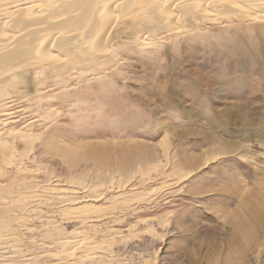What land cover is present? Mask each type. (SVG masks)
Listing matches in <instances>:
<instances>
[{
    "label": "rangeland",
    "instance_id": "1",
    "mask_svg": "<svg viewBox=\"0 0 264 264\" xmlns=\"http://www.w3.org/2000/svg\"><path fill=\"white\" fill-rule=\"evenodd\" d=\"M121 1L0 71V264H264V6ZM60 4L0 0V44Z\"/></svg>",
    "mask_w": 264,
    "mask_h": 264
},
{
    "label": "bare ground",
    "instance_id": "2",
    "mask_svg": "<svg viewBox=\"0 0 264 264\" xmlns=\"http://www.w3.org/2000/svg\"><path fill=\"white\" fill-rule=\"evenodd\" d=\"M3 1V0H1ZM59 1V3H61V7L60 8H54L53 9V16H55L54 18L57 19V21H54L55 23L51 24L49 21L45 20L46 22H48V25L51 29V31L53 30L54 32H56V34L52 37V35H48V36H39L40 32H36L34 27V32L33 31H29L30 33L28 35L21 36V38H18L17 41H14L13 43H3L0 44V71L4 70V68L6 67H16L19 66L21 63H24L28 60L34 59L35 58H39L41 56L44 55H49V57L51 58H55L54 55L52 54L53 52H51L52 48H58L56 50L59 49H65L68 46L73 45V39L68 38V37H63L64 34L62 35V33H70V30H75L76 32H78L77 30L81 29V31H84V26H90L89 31H87V37H93L96 34L99 35V31L101 32L102 29L105 30L106 25L108 24V22H111V19H113V11L112 9L114 8H120V3L118 4H114L116 2H120L121 0H106V4L104 5H100L99 0H57ZM196 1V3L192 4L190 3V5L184 4L183 7H191L192 5L195 7H201L202 3H208V1H204V0H194ZM204 1V2H203ZM220 1V0H218ZM224 1V0H222ZM228 2V4H233V0H225ZM242 3L244 2L245 4L247 3L248 5H253L255 8H261L264 6V0H241ZM45 2V1H44ZM160 2V1H159ZM157 1L154 0H124L121 1V4L123 5V7H125V9L130 10L131 8H133L135 6L136 3H147L149 6H151L150 8H152V13L153 16H155V18L157 20H163V19H167V21L170 20L171 18V12H172V8L170 10L169 7L165 6V3H159ZM182 2V1H181ZM103 3V2H102ZM169 3V2H167ZM166 3V4H167ZM218 3V2H217ZM138 4V5H139ZM246 4V5H247ZM119 7H118V6ZM137 5V6H138ZM147 5V6H148ZM172 4L168 5L171 6ZM213 5V4H212ZM234 5V4H233ZM28 6V5H27ZM117 6V7H116ZM148 6V7H149ZM57 7V6H56ZM203 7V6H202ZM149 8V9H150ZM169 8V9H168ZM120 10H122L120 8ZM133 10V9H132ZM201 10V9H200ZM128 12V11H127ZM150 12V10H149ZM211 12V11H210ZM13 13V15H11ZM16 13V11H15ZM9 14L11 16L14 17V11L9 12ZM25 14V12L22 10L19 13V16L17 14V19L15 20L17 26H19L22 30H27L30 28V30H32V26H35L37 24H40L42 22H44L43 20H37V19H26L23 17V15ZM27 14V13H26ZM151 14V13H150ZM174 14V13H173ZM9 15V16H10ZM21 15V16H20ZM43 15V13H42ZM199 15V14H198ZM16 16V14H15ZM150 16V15H149ZM152 16V15H151ZM26 17V16H25ZM12 18V17H11ZM172 19V18H171ZM171 25V24H170ZM16 26V27H17ZM39 26V25H38ZM86 26V27H87ZM110 26V25H109ZM171 27V26H170ZM172 28V27H171ZM16 29V28H15ZM20 29V30H21ZM40 29V28H39ZM37 29V31L39 30ZM49 29V30H50ZM110 29V28H109ZM18 30V29H17ZM21 30V32H22ZM41 30V29H40ZM108 30V29H107ZM52 31V32H53ZM106 31V30H105ZM110 31V30H109ZM106 31V32H109ZM5 32V31H4ZM25 32V31H24ZM116 32V31H115ZM73 33V32H71ZM82 33V32H81ZM80 33V34H81ZM84 33V32H83ZM103 33V32H102ZM110 33V32H109ZM14 34H16L14 32ZM13 34V35H14ZM53 34V33H52ZM9 35V34H8ZM11 35V34H10ZM42 35V34H41ZM73 35V34H72ZM78 35V34H77ZM19 36V37H20ZM30 36V38H32L31 41L27 40L28 38H24ZM69 36V35H68ZM97 36V35H96ZM106 36V35H105ZM103 36V38L105 37ZM75 37V36H74ZM77 37V36H76ZM82 38L83 37L82 35ZM95 38V37H94ZM100 38V37H99ZM5 39V38H4ZM87 39V38H86ZM96 39V38H95ZM94 39V40H95ZM84 40V39H83ZM89 40V39H88ZM104 40V39H103ZM91 41V39L89 40ZM88 41V42H89ZM10 42V41H9ZM111 43V42H110ZM77 46V45H76ZM80 46V45H79ZM103 45H101L99 48H101V50H103L102 48ZM53 50V49H52ZM56 53V52H55ZM56 59V58H55ZM45 63V62H44ZM56 64V63H55ZM60 64V63H59ZM76 65V64H75ZM79 65V64H78ZM17 68V67H16ZM24 68V67H23ZM33 70V69H32ZM9 73V72H8ZM18 165V164H17ZM13 167V166H12ZM19 170V169H18ZM10 171V170H9ZM11 173V172H10ZM2 174V172L0 173ZM6 174V172L4 174H2L1 176H4ZM20 174V173H19ZM29 174V173H28ZM3 179V177H2ZM1 180V179H0ZM12 180V179H11ZM17 182V181H16ZM1 186V185H0ZM50 187V186H49ZM35 194V193H34ZM31 198V197H30ZM32 199V198H31ZM28 201V200H27ZM30 201V199H29ZM21 205V204H20ZM17 208V207H16ZM15 208V209H16ZM80 208V207H79ZM77 208V209H79ZM70 209V208H67ZM82 209V208H81ZM26 210V209H25ZM69 212V211H68ZM79 213V212H78ZM18 217V216H17ZM65 217V216H64ZM4 219V218H3ZM25 219V218H24ZM2 220V218H1ZM5 220V219H4ZM9 220L6 219V221ZM14 220V219H13ZM12 222V221H11ZM4 223V222H3ZM3 223H0V227H5L4 225H2ZM10 223V221H9ZM14 223V221H13ZM6 224V223H5ZM11 224V223H10ZM8 225V223H7ZM13 227V225H12ZM11 228V226H10ZM13 229V228H12ZM10 230V229H9ZM15 231V230H14ZM11 232V231H8ZM13 232V231H12ZM16 235V234H15ZM7 237V236H6ZM9 239V238H7ZM53 239V238H52ZM13 240V239H12ZM17 240V239H16ZM91 240V239H90ZM84 240H80L79 243L77 245H80L78 248L83 247ZM15 242V241H14ZM78 242V241H77ZM57 243V242H56ZM60 243V242H59ZM67 243H65L64 245H66ZM69 244V243H68ZM67 244V245H68ZM87 244V243H86ZM76 246V245H75ZM65 247V246H63ZM70 247V246H68ZM75 247H73L74 249ZM84 249V248H83ZM67 250V248L65 249ZM72 250L71 248L68 249V252ZM67 252V251H66ZM70 253V252H69ZM73 253V252H72ZM109 253V252H108ZM67 254V253H66ZM71 254V253H70ZM40 258V257H39Z\"/></svg>",
    "mask_w": 264,
    "mask_h": 264
}]
</instances>
